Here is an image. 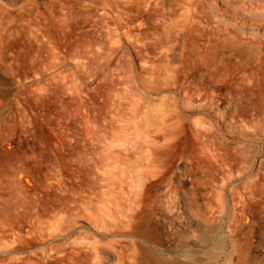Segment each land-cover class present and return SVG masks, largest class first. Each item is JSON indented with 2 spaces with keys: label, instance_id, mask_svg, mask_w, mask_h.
Here are the masks:
<instances>
[{
  "label": "rangeland",
  "instance_id": "1",
  "mask_svg": "<svg viewBox=\"0 0 264 264\" xmlns=\"http://www.w3.org/2000/svg\"><path fill=\"white\" fill-rule=\"evenodd\" d=\"M263 43L264 0H0V264H264Z\"/></svg>",
  "mask_w": 264,
  "mask_h": 264
},
{
  "label": "bare ground",
  "instance_id": "2",
  "mask_svg": "<svg viewBox=\"0 0 264 264\" xmlns=\"http://www.w3.org/2000/svg\"><path fill=\"white\" fill-rule=\"evenodd\" d=\"M214 3V2H213ZM215 4H216V2H215ZM217 5V4H216ZM218 6V5H217ZM200 9V8H199ZM198 11H200V10H198ZM200 13V12H199ZM198 13V14H199ZM195 14H196V12H195ZM197 15V14H196ZM213 15V14H212ZM199 16V15H198ZM202 16V15H201ZM214 16V15H213ZM216 16V15H215ZM195 18H198L197 16L195 17ZM194 19V18H193ZM195 20V19H194ZM191 22V21H190ZM193 22V21H192ZM195 24L196 25H198V23H196L195 22ZM195 24H193L194 26H195ZM185 25V24H184ZM155 26V25H154ZM181 26H183V25H180V26H178L179 28L178 29H180V27ZM189 26V25H188ZM149 27H151V26H149ZM198 28V27H197ZM197 28H196V26L195 27H191L190 26V28L188 29L190 32H196V33H198V32H200V31H198L197 30ZM151 30H153L152 28H150ZM157 30V29H156ZM150 31V30H149ZM154 31V30H153ZM186 33V32H185ZM207 35V34H206ZM205 35V36H206ZM229 36V35H228ZM212 38V37H211ZM232 38V37H231ZM232 39H233V41H232ZM231 39V41L233 42V43H235V42H237V41H235L234 42V39H236V38H232ZM212 41H213V39H211ZM228 41V40H227ZM242 41V40H241ZM194 42H196L197 44L198 43H200L201 42V40H199V38L198 37H195L194 38V41H193V43ZM216 43H217V41H215ZM230 42V41H229ZM238 42H239V40H238ZM231 43V42H230ZM236 44V43H235ZM240 43H238V45H239ZM264 44V43H263ZM193 45V44H192ZM210 45V44H209ZM212 45V44H211ZM210 45V46H211ZM217 45V44H216ZM234 45V44H233ZM198 46H200V45H198ZM197 46V47H198ZM240 46V45H239ZM239 46H236V48H239ZM194 47H196V46H194ZM214 46H212L211 47V49L213 48ZM240 47H242V46H240ZM215 48V47H214ZM240 49H242V48H240ZM261 49V48H260ZM260 49H259V51H260ZM213 50V49H212ZM210 53V52H209ZM260 53H261V51H260ZM262 61H264V60H262ZM256 182H250V183H248V186H247V188H249V189H252L251 187H253V185H256L255 184ZM255 187V186H254ZM256 190V189H255ZM262 194H264V193H262ZM254 198V197H253ZM256 199V198H255ZM255 201V200H254ZM257 201H260V200H257ZM22 202V201H21ZM262 202V205H261V209H262V211H263V214H264V199L261 201ZM242 204H243V202H242ZM243 207H245V206H243ZM15 213H17V212H15ZM259 215H261V214H259ZM264 218V217H263ZM259 219H260V216H259ZM261 219H262V216H261ZM261 219H260V221H261ZM47 220H48V212H47V210H45L44 209V211H42L40 214H38V215H36V221H38L37 223H34L33 225H34V227H33V230H34V233L33 232H31V231H27V234H23L22 232H18V234H17V241L21 244V245H23L24 243H27V242H29V240L30 241H32V240H34L35 238H36V235H38L40 238H46L47 236H49L50 234H52V232H50V231H47V230H44V227L41 225V223H45V222H47ZM262 221H263V219H262ZM254 222V221H253ZM43 223V224H44ZM47 224V223H46ZM49 224V223H48ZM254 224V223H253ZM61 226V223L59 222L58 224H57V226H56V229H58L59 227ZM51 227V226H50ZM54 227H55V225H54ZM250 227V228H249ZM248 228H247V230L249 229V230H251L252 232H253V229H251V226H249ZM46 228H49L48 226L46 227ZM260 228V227H259ZM258 228V229H259ZM55 229V230H56ZM263 230H261V229H259V230H257L258 231V234H256L255 232V235H257V237L255 238V246L257 247V249H262V250H264V227L262 228ZM107 230H110V228L107 226ZM247 230H246V232H247ZM251 231L250 232H248L249 234H251ZM245 232V233H246ZM207 233V232H206ZM244 233V234H245ZM248 233H246V234H248ZM252 235H253V233H252ZM219 240V239H218ZM245 241H249V239H246ZM244 241V242H245ZM218 242V241H217ZM251 242V241H250ZM114 244V242L113 241H111V240H107V241H104V242H96L94 245H93V248L95 249V256H96V260L95 261H93V262H88L87 261V259H86V255H79V261L82 263V264H103V259H105V258H107V261L110 263L111 261H112V249L114 248L112 245ZM139 244H141V243H139ZM245 244H248V242H245V243H243L242 242V246H244ZM19 244H17V246H18ZM249 245V244H248ZM251 245V244H250ZM138 246V245H137ZM137 246H135L136 248H137ZM241 246V247H242ZM247 246V245H246ZM113 247V248H112ZM148 247V245H142L141 244V248L142 249H145V250H148V251H150L151 249H149V247ZM249 247V246H248ZM139 248V247H138ZM244 248V247H243ZM246 248V247H245ZM134 249V248H133ZM189 249V248H188ZM190 249H193V248H190ZM137 250H139V249H137ZM48 251V250H47ZM113 251H115L114 249H113ZM191 251V250H190ZM209 251V250H208ZM134 252V251H133ZM136 252V251H135ZM142 252H143V250H142ZM145 252V251H144ZM113 253H115V252H113ZM140 253H141V251H140ZM150 253V252H149ZM155 253H156V251H155ZM154 253V250H152V252H151V257H137V253L136 254H133V256H132V258L130 257V259L128 260V261H126L127 259H126V257L124 256V254H123V252H121V251H118L117 253H116V257H117V259H115L116 261H118V263L119 264H140L141 262H143L144 260H149V262H150V260L152 261V263L154 262H160L159 264H162V263H165V262H167L165 259H168V258H165V257H163V256H160V255H158V254H155ZM187 253V252H186ZM208 253V252H207ZM182 254V253H181ZM185 254V253H184ZM150 255V254H149ZM161 255H163V254H161ZM196 255V254H195ZM213 255V254H212ZM88 256V255H87ZM186 256L188 257V259L189 258H192V256H193V258H195V259H197V257L196 256H194V255H192V253H190L189 251H188V253L186 254ZM211 256V255H210ZM115 257V256H114ZM173 257V256H172ZM178 257V256H177ZM88 258V257H87ZM165 258V259H164ZM182 259V258H181ZM178 260H180V259H178ZM178 260H174V261H177L178 262ZM183 260H181V262H182ZM185 262V261H184ZM183 262V263H184ZM115 263V262H114ZM144 263V262H143ZM143 263H141V264H143ZM148 263V262H147ZM151 263V262H150ZM171 262H168L167 264H170ZM190 264V263H192L190 260L189 261H186V264ZM195 263H197V262H195ZM113 264V263H112ZM115 264H117V263H115ZM145 264V263H144ZM149 264V263H148ZM166 264V263H165ZM179 264H182V263H179ZM185 264V263H184ZM194 264V263H193ZM198 264V263H197ZM201 264V263H200ZM203 264V263H202Z\"/></svg>",
  "mask_w": 264,
  "mask_h": 264
}]
</instances>
